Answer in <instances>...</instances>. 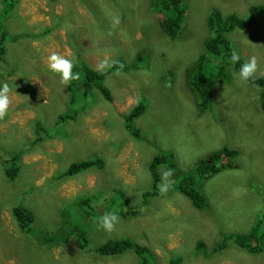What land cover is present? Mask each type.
<instances>
[{"label":"rangeland","instance_id":"rangeland-1","mask_svg":"<svg viewBox=\"0 0 264 264\" xmlns=\"http://www.w3.org/2000/svg\"><path fill=\"white\" fill-rule=\"evenodd\" d=\"M88 1L96 12L103 13L104 9L97 8L101 6L99 0ZM150 1L118 0L120 11L116 13L130 18L120 24L106 21L107 28L114 31L105 38L99 37L93 22L95 17L82 0H21L0 21V28L1 23L6 24L12 35L38 34L48 29L47 35L37 40L29 38L24 45L22 40H10L0 60V88L7 84L10 89L7 115L0 120V147L11 153L15 143L18 147L25 145L26 140L19 139L22 135L30 138L25 150L29 149L22 158V169L14 181L5 172V166L10 163L5 164L4 159L10 153L0 152V264H137L140 258L133 249L118 255H102L96 250L109 238L124 236L153 248L155 256L149 260L150 264H169L178 256L183 257L181 264H264V252L251 254L231 243L230 249L212 258L195 249L198 239L212 246L221 229L246 232L256 218L264 220V111L260 107V87L234 78L233 73L238 71L222 56H216L215 66L222 63L228 75L223 83L214 87L216 101L209 110L202 112L199 109L195 93L188 85L189 72L195 69L210 36V11L216 8L245 17L251 5L262 4L264 0H182V4H186V14L176 38L161 32L156 18L161 13L153 15L133 7L146 3L151 7ZM106 13L107 19L116 20V13ZM134 15L141 20L131 17ZM57 16L64 25L61 30L52 31L50 28ZM73 29H77V38L69 34ZM227 36L235 54L247 62L254 58L255 72L264 76V13L255 18L252 26L236 28ZM64 39L69 40L74 50L63 43ZM26 51L34 58L14 61L23 62L25 68L11 62ZM139 52L144 57L140 70L116 69L109 75L106 82L114 96L112 103L96 94L100 99L83 120L75 124L70 120L45 125L43 135L48 137L35 143L34 125L39 113L54 122L61 110L59 107L69 102V83H61L59 75V81L51 84L45 74L53 53L73 61L77 59L76 54L81 53L93 68L106 71L110 67L100 69L101 61L107 59L112 65L123 57L124 64H131ZM168 69L173 70L175 80H163ZM26 79L35 85L28 84ZM162 81L168 86L164 88ZM140 97L148 104L136 124L144 131H147L144 125L149 130L154 128L147 134L143 132L146 136L141 140L131 135L117 117L135 106ZM74 131H81L87 138L82 137L76 143L70 139L69 144L62 140L66 139L64 132ZM92 139L96 140L92 148L100 149L108 162L104 170L83 171L57 181L56 176L73 161L89 158L84 142L90 144ZM155 141L158 145H166L164 151H174L187 170H193L199 158L224 146L239 151L237 167L205 181L204 189L208 190L211 200L209 208H195L191 200L175 189L143 199L144 191L153 186L148 167L154 151L163 150L153 145ZM162 172H166L165 167H161ZM50 181L54 184L46 188ZM120 182L125 184L126 193L132 197L127 210L133 209L138 214L119 215V222L111 232L98 227L97 221L92 222L87 246L80 248L76 238L70 239L53 249L55 258L52 259L46 245L32 240L37 239L35 236L21 234L12 212L16 203L30 204L36 216L33 226L52 228L58 220L55 217L61 198L75 200L97 190L101 184L103 188L98 193L106 198L103 216L118 208L117 202L111 203L117 200L112 188H122ZM52 207L56 212L50 217ZM38 209L42 211L38 212ZM195 217L200 226L195 224L197 229L191 224Z\"/></svg>","mask_w":264,"mask_h":264},{"label":"trees","instance_id":"trees-1","mask_svg":"<svg viewBox=\"0 0 264 264\" xmlns=\"http://www.w3.org/2000/svg\"><path fill=\"white\" fill-rule=\"evenodd\" d=\"M20 1L21 0H2V6L0 8V21L4 20L12 12L15 4H19ZM82 1L87 8H90L93 16L95 17V20L93 18V22L96 25V30L100 33L99 37L105 38L112 33L113 29L107 28L106 21L107 23H116L115 21H118V24H120V22H125L126 19L130 18L128 17L125 19V16L116 13L120 11V9L118 10V0H99L101 6H98L97 8L104 9L105 12L103 10V13L96 12V10H94L89 4L88 0ZM150 4L151 7H149L148 3L144 5L135 4L133 7L139 9L136 11L145 9L147 13L153 15H155V12L161 13L160 16L156 17L159 20L161 32L168 37L176 38L183 26L186 14V4H182V0H151ZM106 12H108V14L116 13V20L107 19L109 16H107ZM96 13L103 16L98 18L95 15ZM263 13L264 3L251 5L248 9V15L245 17H240L235 12L224 13L216 8L210 11L208 15L210 36L207 37L205 42V50L201 55L202 57L199 58L195 69L189 72L190 76L188 81L189 88L193 93H195L199 109L202 112L209 110L213 101H216V99H214L216 93H213V89L216 85L223 83L228 75V71L222 63L215 66L214 61L216 56L224 57V60L225 62L227 60L228 65L229 62H231L238 72L241 65L247 63V60L239 55V61L236 63L232 62L231 57L235 52L227 35L236 28L245 29L252 26L255 18ZM15 17H17V15H15ZM131 17L141 20L138 15ZM57 19L58 16L56 17V21L51 25L50 29L52 31L61 30V27L64 25ZM0 30L2 31L0 33V60H2L5 55L7 49L6 43H9L10 40H22V44L24 45L26 44L27 39L32 38L37 40L38 37H44L48 33L47 29L44 32H38V34L22 32L12 35L7 31L6 24L3 23H1ZM69 34H73L77 38V29L71 30ZM63 43H66L72 50H74L68 39H64ZM116 46L117 42L115 41L114 47ZM152 49L153 48H149V50ZM78 52L81 51L78 50ZM76 56L77 59L73 61V72L79 73L80 78L69 82V102H67L64 107H59L61 110H59L57 117L54 118V122L50 120L51 118L45 117L42 113H39L34 125L36 126L34 129L35 136L33 138L35 143L41 142L48 137L43 135V133H46L45 125H52L53 123H59L61 121L63 124L70 120L74 121L75 124L83 120L84 117L90 113L93 106L99 101L100 98L96 94L99 93L98 95H101L105 101L112 103L114 96L110 86L106 82L109 75H111L116 69H122V71L128 69L140 70V65L143 63L144 59L142 52L137 54L136 59L131 64H124L123 57H120L113 62L112 66L108 70L102 71L93 68L89 62L83 58L81 53L76 54ZM33 58L34 55H31L29 51H26L25 53H20L16 58L12 59L11 62L25 59L30 60ZM14 64L25 68V64L21 61L14 62ZM10 71H14V69H10ZM45 74L49 77L48 79L51 84H55L59 81V74L52 72L49 68H45ZM46 78L44 81H47ZM162 78L163 80L169 78V81L171 79L175 80V74L172 69H168ZM25 81L30 85H35L29 79H26ZM248 82H251V84H254L256 87H260V107L264 111V76L255 72L253 77L250 78ZM162 84L164 88L168 86L164 85L163 81ZM169 87L172 89L173 85ZM147 104L146 99H142L140 97L138 103L130 110L117 114V117L122 120L125 129L139 140H141V137L146 136L145 134L149 133V131L154 129L152 128L149 130L148 126L142 123L147 129V131H144L142 127L139 128L136 124V120L146 112ZM147 124L153 127V124H149L148 122ZM143 132L145 134H143ZM64 136L66 139L62 138V140L66 143L68 142V144L70 139L76 143L82 137L87 138V136H84L81 131H74L73 133L64 132ZM19 139L26 140L24 143L25 145L18 147V144L15 143L16 147L11 153L10 150H5L0 147V152L4 155L10 153V155L4 159V163H10L9 166H5V172L11 181L15 180L22 169L21 162L23 155L29 149L25 150L26 146L30 142H28V139L30 138L22 135ZM95 141L96 140L92 139L90 144H86V142H84L86 149L89 152V158L73 161L67 169L63 170L56 176L57 181L75 176L83 171L87 172L93 169L100 171L104 170L108 162H106V159L102 156L100 149L92 148ZM153 145H156L157 148H161L163 150H159L157 153L154 151V158L148 167L152 177L153 186L144 191L142 196L143 199L150 198L152 195H158L161 191V185L168 184V191L170 189L178 190L191 200L195 208L200 210L207 209L210 207L211 200L207 195L208 190L204 189L205 181L220 174L226 169L237 167L236 158L239 155V151L228 146H224L217 151L211 152L208 155L199 158L196 161L197 163L194 169L187 170L182 167V164L174 151H164V149L167 148L166 145H158L156 141ZM161 167H165L166 171H172L170 179L165 180L163 178L164 172L161 173ZM53 184L54 181H50L46 188L52 186ZM120 185L122 188H112V193H114V197L117 200L112 201L111 203L114 205L117 202L118 206L114 212H116L118 216L120 215L122 217L138 214V211L133 209L127 210V207L129 208L131 206L132 197L126 193L125 184L120 182ZM102 188L103 186L100 184L97 190L95 189L90 191L88 194H83L75 200H73L74 198L67 200L61 198L59 200L60 205L57 209V216L55 217L58 220L54 221L53 225L55 226L52 228L45 226L39 227L37 224L36 226H33V223H36V216L34 210L30 207V204L16 203L13 206L12 212L21 234L25 237L30 236L31 238L32 236H35L37 239H32L35 243L39 242L42 245H46L50 258H55L53 253L54 248L66 244L73 238H76L79 241L80 248L83 245L87 246L90 241L88 230L93 227L92 222H96L97 219L101 217V213L105 211L106 201L104 199L106 198L104 195L100 196V193H98ZM50 203L53 204L51 200ZM37 211L39 212L42 210L38 209ZM55 212V208L52 207L50 210V217ZM263 223L264 220L258 217L255 219L251 228L246 232H227L224 229H221L220 235L212 246H209L204 240L198 239L196 240L195 249L199 252V254L212 258L213 256L230 249L231 243L232 245L234 244L240 249H243L251 254H260L264 252ZM191 224L194 228H196L195 224L196 226H199L196 217ZM129 249H133L138 254L140 259L137 264H150L149 260L153 259L155 256L152 247L141 244L133 238L126 236L121 238H109L104 243L96 247L98 253L102 255L123 254ZM44 251L46 250H43V252ZM182 261L183 257L178 256L172 258L169 264H181Z\"/></svg>","mask_w":264,"mask_h":264},{"label":"clouds","instance_id":"clouds-1","mask_svg":"<svg viewBox=\"0 0 264 264\" xmlns=\"http://www.w3.org/2000/svg\"><path fill=\"white\" fill-rule=\"evenodd\" d=\"M240 57L233 53L231 60L233 63L238 62ZM112 65L109 63L107 59L101 61L99 68L104 69L107 67H111ZM74 62L73 60L67 59L65 57L59 56L53 53L49 57V69L60 75L61 83L68 84L72 80H78L80 78L79 73L73 72ZM256 71V61L253 58L251 61L244 63L241 65L238 73H233L234 78H239V80L247 82L250 78L253 77ZM10 89L7 84H4L2 88H0V120H3L7 115V110L9 106V93ZM172 174L171 170H168L163 173V178L165 180L168 179ZM168 189V184L161 185V191L166 192ZM119 222V217L116 212L107 213L97 219L98 227L104 229L105 231L111 232L113 231L115 225Z\"/></svg>","mask_w":264,"mask_h":264}]
</instances>
